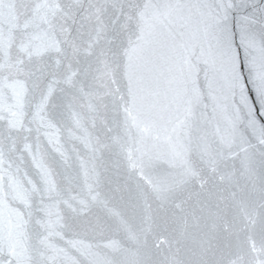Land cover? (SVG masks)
I'll return each instance as SVG.
<instances>
[{
    "label": "water",
    "instance_id": "obj_1",
    "mask_svg": "<svg viewBox=\"0 0 264 264\" xmlns=\"http://www.w3.org/2000/svg\"><path fill=\"white\" fill-rule=\"evenodd\" d=\"M226 29L264 67V0H0V264H264Z\"/></svg>",
    "mask_w": 264,
    "mask_h": 264
},
{
    "label": "snow or ice",
    "instance_id": "obj_2",
    "mask_svg": "<svg viewBox=\"0 0 264 264\" xmlns=\"http://www.w3.org/2000/svg\"><path fill=\"white\" fill-rule=\"evenodd\" d=\"M233 7H235V5H233ZM239 37L237 43L242 44L244 47L248 48L249 51L255 48L250 37L245 35L243 31L239 34ZM223 46L226 55L230 59L235 87L239 90L245 103L249 105V111L254 113L255 102L251 101L252 93L248 91V88L251 86L255 91L258 102L264 103V67H257L256 64L252 62L251 57L249 58L248 64L245 63L242 55L243 48H238L233 43L231 32L227 29L225 30ZM24 51H29V48H25ZM253 121L254 123L257 122L255 114H253ZM193 175H195V173H193Z\"/></svg>",
    "mask_w": 264,
    "mask_h": 264
}]
</instances>
